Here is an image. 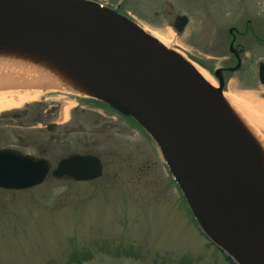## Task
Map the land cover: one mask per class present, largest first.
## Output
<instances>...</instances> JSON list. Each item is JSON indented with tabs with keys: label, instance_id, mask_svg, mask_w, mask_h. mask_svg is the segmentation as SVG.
<instances>
[{
	"label": "rangeland",
	"instance_id": "1",
	"mask_svg": "<svg viewBox=\"0 0 264 264\" xmlns=\"http://www.w3.org/2000/svg\"><path fill=\"white\" fill-rule=\"evenodd\" d=\"M86 1L157 33L167 52L207 72L218 100L229 101L214 106L239 153L253 173L264 169V85L257 77L264 0ZM178 15L189 19L182 33L172 27ZM50 48L1 33L0 64L70 69ZM31 81L15 84L29 91L41 86L43 94L0 111V149L44 158L52 169L69 154H94L103 171L91 182L48 175L28 190L0 189V264H230L192 214L162 147L141 121L106 99Z\"/></svg>",
	"mask_w": 264,
	"mask_h": 264
},
{
	"label": "water",
	"instance_id": "2",
	"mask_svg": "<svg viewBox=\"0 0 264 264\" xmlns=\"http://www.w3.org/2000/svg\"><path fill=\"white\" fill-rule=\"evenodd\" d=\"M188 18L173 27L182 33ZM24 37L63 52L94 77L106 100L130 112L162 147L190 210L232 264H264V169L253 173L237 149L206 87L187 63L167 52L129 20L86 0H0V34ZM264 85V63L258 65ZM0 84V91L29 89ZM101 160L70 154L54 169L48 160L0 149V189L36 187L55 179L90 182Z\"/></svg>",
	"mask_w": 264,
	"mask_h": 264
},
{
	"label": "bare ground",
	"instance_id": "3",
	"mask_svg": "<svg viewBox=\"0 0 264 264\" xmlns=\"http://www.w3.org/2000/svg\"><path fill=\"white\" fill-rule=\"evenodd\" d=\"M141 32L152 38L165 50L168 47L167 40L159 36L146 28L137 27ZM51 47V46H50ZM52 53L58 56L60 60L70 66V69L61 66H55L52 64L51 68L47 70H42V67L30 66L29 68H22L18 64L11 63L7 66V63H1L0 65V84H15L16 80H32L31 82L37 83L40 81H53L52 85L54 89L61 88V90H66L75 94L90 95L100 99H106L107 97L101 92L94 83V77L89 73L84 67H82L77 61L70 59L63 52L59 51L55 47H51ZM188 64V63H187ZM190 70L195 74V76L210 90L217 92L218 88L213 79L198 66H193L188 64ZM36 78L33 81V78ZM68 77L72 79L68 80ZM19 81H17L18 83ZM43 89H34L29 91L24 89L23 91L18 90H4L0 91V111L4 109L18 107L21 104L27 103L29 101H34L43 94ZM229 101L227 98L223 97L218 100V105L221 107L229 106ZM240 104V103H239ZM241 105V104H240ZM66 114V111H64ZM237 106V119L240 118ZM250 121V120H249ZM246 124V122H245ZM255 194L264 201V190H256ZM259 247L264 251V243H261Z\"/></svg>",
	"mask_w": 264,
	"mask_h": 264
},
{
	"label": "flooded vegetation",
	"instance_id": "4",
	"mask_svg": "<svg viewBox=\"0 0 264 264\" xmlns=\"http://www.w3.org/2000/svg\"><path fill=\"white\" fill-rule=\"evenodd\" d=\"M47 128L49 129V131H51V132H53L54 131V129H55V127H53V126H47ZM15 150V149H14ZM16 151H18V150H16ZM20 152V151H19ZM22 153V152H21Z\"/></svg>",
	"mask_w": 264,
	"mask_h": 264
},
{
	"label": "trees",
	"instance_id": "5",
	"mask_svg": "<svg viewBox=\"0 0 264 264\" xmlns=\"http://www.w3.org/2000/svg\"><path fill=\"white\" fill-rule=\"evenodd\" d=\"M96 103H98V102H96ZM98 104H101V103H98ZM102 107L106 108L107 105H103V104H102ZM107 108H109V107H107ZM119 114H121L122 116L124 115L123 113H119Z\"/></svg>",
	"mask_w": 264,
	"mask_h": 264
}]
</instances>
